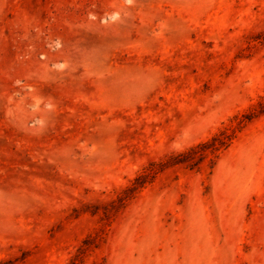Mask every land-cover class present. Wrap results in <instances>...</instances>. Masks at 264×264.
<instances>
[{
  "label": "rangeland",
  "instance_id": "rangeland-1",
  "mask_svg": "<svg viewBox=\"0 0 264 264\" xmlns=\"http://www.w3.org/2000/svg\"><path fill=\"white\" fill-rule=\"evenodd\" d=\"M0 264H264V0H0Z\"/></svg>",
  "mask_w": 264,
  "mask_h": 264
}]
</instances>
